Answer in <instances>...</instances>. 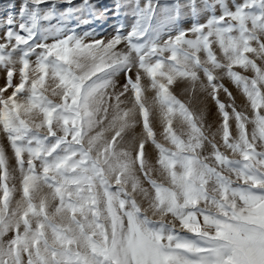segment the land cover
Here are the masks:
<instances>
[{"label":"rangeland","instance_id":"obj_1","mask_svg":"<svg viewBox=\"0 0 264 264\" xmlns=\"http://www.w3.org/2000/svg\"><path fill=\"white\" fill-rule=\"evenodd\" d=\"M264 203V0H0V264H220Z\"/></svg>","mask_w":264,"mask_h":264},{"label":"crops","instance_id":"obj_2","mask_svg":"<svg viewBox=\"0 0 264 264\" xmlns=\"http://www.w3.org/2000/svg\"><path fill=\"white\" fill-rule=\"evenodd\" d=\"M227 197L225 194V214L213 213L220 224L206 228L213 236L223 235L212 241L215 255L220 264H264V203L234 207Z\"/></svg>","mask_w":264,"mask_h":264}]
</instances>
